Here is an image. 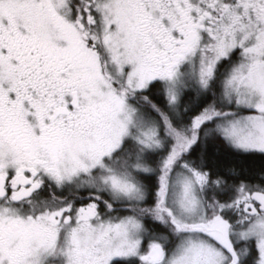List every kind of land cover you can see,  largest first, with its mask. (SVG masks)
<instances>
[{"label": "snow or ice", "instance_id": "obj_1", "mask_svg": "<svg viewBox=\"0 0 264 264\" xmlns=\"http://www.w3.org/2000/svg\"><path fill=\"white\" fill-rule=\"evenodd\" d=\"M0 264H264V0H0Z\"/></svg>", "mask_w": 264, "mask_h": 264}]
</instances>
